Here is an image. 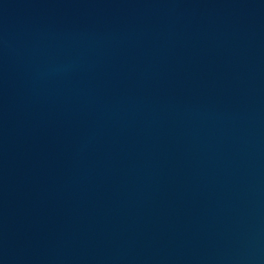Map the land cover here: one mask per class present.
<instances>
[{
    "label": "water",
    "instance_id": "water-1",
    "mask_svg": "<svg viewBox=\"0 0 264 264\" xmlns=\"http://www.w3.org/2000/svg\"><path fill=\"white\" fill-rule=\"evenodd\" d=\"M0 264H264V0H0Z\"/></svg>",
    "mask_w": 264,
    "mask_h": 264
}]
</instances>
